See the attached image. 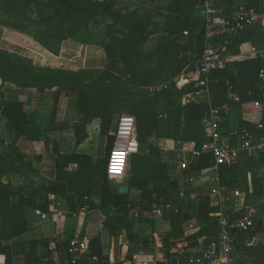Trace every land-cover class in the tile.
Instances as JSON below:
<instances>
[{
    "label": "trees",
    "instance_id": "1",
    "mask_svg": "<svg viewBox=\"0 0 264 264\" xmlns=\"http://www.w3.org/2000/svg\"><path fill=\"white\" fill-rule=\"evenodd\" d=\"M156 1L158 4L146 6L142 10L127 11L118 8L119 0L47 1L45 5L54 10V17L49 20L43 19L41 23L47 24L52 19H58V22L48 31L47 41L39 42L54 54H58L62 42L68 39L83 43L77 35L82 32L89 34L91 23L97 22L98 19L111 21L107 27L106 40L101 44L106 55L104 70L39 69L0 50V79L4 84L36 89L41 96L52 95L53 99L52 119L46 125L35 120L38 104H22L16 97H5L0 91L1 143L5 144L7 137L1 131L2 117L8 120L3 126L6 131L18 132V135L13 136L12 141L8 143L4 154L0 155V188L5 187L4 179L8 181L10 174H19L24 169L30 168V164L25 163L16 145L20 137L25 136L46 145L54 144L57 173L56 180H50V183L64 185V193L78 199L79 209H85L88 206L89 211L95 209L102 211L112 205L117 210L126 209L129 206L147 210L152 209L157 203L162 207L164 219L173 223L175 230H184L185 225L190 221H195L202 227L198 233L188 236L187 240L192 242L200 237H207L210 241L219 233L217 219L211 216L218 213L219 208L211 202L210 191L204 190L194 201L188 198L189 194L183 199L180 198L178 182L171 179L166 164L162 162L158 164L160 167L158 187L161 192L157 194L156 199L146 200L148 195L152 197V191L148 188H143L147 196L143 195L145 199L140 200H132L129 195H122L112 190L107 175V160L115 143L114 121L123 115L134 117L139 144L143 146L146 142L150 149L153 147L148 144V139L154 135L176 136L177 141L194 143L201 155L194 158L189 168L184 171L185 187L188 188L193 173L199 174L215 164L211 152H202L204 144L209 142L210 138L205 134V127L201 126L211 109L220 108L227 101L231 88L241 97V102L237 105L248 102L264 104V89L258 80L262 63L259 64L260 59L225 63L223 67L210 74L203 87L190 82L179 88L178 84L174 83L170 88L162 89L149 98L140 96L141 93L129 92L128 82L132 79L138 80L140 72L148 71L152 74L150 79L146 76V80L140 81V87L151 86L156 80L154 75L156 68L146 69L147 66L141 63L144 47L155 35V29L162 35V39L159 45L150 51V55L160 52L175 59L176 70L172 74L174 78L186 71L189 65L191 68L187 70V73L196 70L204 51L206 14L199 6L206 0ZM214 2V9L219 18L228 16L239 6L258 11L264 9V0H215ZM185 33L188 35L186 36ZM233 40L234 38L224 53L234 47ZM192 52L195 53L194 58L188 57V54L191 55ZM201 91L208 92L209 105L189 103L183 105L184 97ZM132 95H135L133 100H131ZM62 97L70 98L69 107L79 115L75 126L56 122ZM163 111L165 112L162 113ZM151 115H156L152 125L148 120ZM95 119L100 120V133L107 139V158L93 164L92 161L83 160L85 157L82 155H74L73 157L77 159L76 169L69 173L68 167H72L73 164L66 160L71 157L61 154L58 150V142L53 141L50 136L54 132H71L76 147H79L89 139L87 127ZM242 126L250 132L257 130L250 125ZM255 135L258 138L264 136V129ZM232 138L238 140L239 136ZM230 144L234 147L232 141ZM263 167L264 154L242 152L234 164L220 166L218 170L221 188L227 194L240 192L244 207H253L258 210L254 231H264V175L261 172ZM96 175L102 179L100 205L97 207L91 201V196L95 193ZM7 197L3 194L1 203ZM125 224L126 229L131 232L133 223L127 221ZM18 238V235L12 236L10 242ZM3 240L4 236L0 230V254L8 256L5 264H9L12 262L10 245L2 244ZM36 242L25 243L33 245ZM27 257L30 259V253ZM100 260H104V256ZM3 262L2 258L1 263ZM238 263L237 261L236 264Z\"/></svg>",
    "mask_w": 264,
    "mask_h": 264
},
{
    "label": "crops",
    "instance_id": "2",
    "mask_svg": "<svg viewBox=\"0 0 264 264\" xmlns=\"http://www.w3.org/2000/svg\"><path fill=\"white\" fill-rule=\"evenodd\" d=\"M36 34L37 32L32 34L18 27L0 23V50L39 69L71 71L105 69L102 67L104 54L102 47L68 39L62 42L58 54H54L39 42ZM233 43L234 47L223 54L222 67L229 62L256 61L257 59H260L259 64L262 63V59L252 52L254 48L264 49L262 28L244 29L234 38ZM187 74L182 76L181 80L184 81ZM0 91L5 97H16L22 104H38L35 120L46 125L51 122L52 95L41 96L36 89L18 88L13 84H4L1 79ZM186 100V104L209 105L210 103L207 91L189 94ZM69 103L70 98H61L56 117L57 123L73 125L78 120V113L70 109ZM155 116H149L150 125L153 124ZM263 117L264 104L262 103L248 102L242 105H231L228 111L221 114L224 141L230 143L232 141L234 147L238 148L241 144L242 132H250L242 125L256 128L257 130L253 129L254 131L251 132L257 134L264 129ZM118 118L114 121V130ZM207 119L208 117L203 122L205 134L209 136ZM260 125L262 129H259ZM100 126L99 119L93 120L87 127L89 139L79 147H76L71 132H54L50 136L53 141L58 142L59 152L71 157L66 160L73 164L72 167H68L69 173L76 169L77 159L73 157L74 155H82L85 157L83 160L92 161L93 164L107 158V139L101 135ZM233 136H239L238 140L232 138ZM8 143L6 141L2 144L0 137V155L4 154ZM148 144L153 149L140 146L139 153L130 157L127 173L123 178L109 179L114 192L121 194L120 188L126 187L128 192L122 195H129L132 200H140L145 199L143 195L147 196L143 188H148L152 191V197L148 195L146 200L156 199L157 194L161 192L158 187L160 179L158 164L162 162L166 164L171 179L177 180L180 198L183 199L189 194L188 198L194 201L206 189L211 193L215 187L214 177L219 170V168L216 169L215 164L199 174L193 173L187 188L184 180L185 170H180L175 162L176 154L182 152L190 166L194 159L192 153L197 151L194 143L177 141L176 136L154 135L149 137ZM16 145L25 163L30 164V168L24 169L19 174H10L8 181L4 179L5 187L0 188V230L4 236L2 244L10 245L12 262L9 264H63L66 260V242L75 235L85 239L88 245L87 253L80 257L78 264H122L123 261H130L132 264H170L169 260L174 255L172 248L175 243L183 239L187 240L189 231L196 228L202 229L195 221H190L185 225L184 230H175L173 223L166 221L163 216L159 218L153 214L155 209L162 210L157 203L152 209L147 210L134 206L117 210L112 205L102 211L79 209L78 199L66 195L64 185L50 183V180H56L57 173L54 144L46 145L22 136ZM261 172L264 175V167ZM248 177L250 179L251 176ZM94 184L95 193L91 196V201L97 207L100 205L99 194L102 187V179L98 175L95 177ZM3 194L8 197L1 203ZM228 194L231 195L232 203L244 202L238 192ZM214 215L211 216L214 217ZM127 221L133 223L131 232L125 227ZM254 230L237 244L236 262L238 261V264H264L262 240L264 232ZM124 234H127L129 238L126 243L123 242ZM15 235L19 238L10 242V238ZM201 240L209 242L207 237H200L192 242L187 241L196 245ZM30 241L37 242L33 245L25 243ZM29 253L30 259L27 257ZM101 255L104 256V260H100ZM2 258L7 262L8 256L0 254V261ZM187 260V257L177 256L172 264H187Z\"/></svg>",
    "mask_w": 264,
    "mask_h": 264
},
{
    "label": "built area",
    "instance_id": "3",
    "mask_svg": "<svg viewBox=\"0 0 264 264\" xmlns=\"http://www.w3.org/2000/svg\"><path fill=\"white\" fill-rule=\"evenodd\" d=\"M215 0H206L200 5L205 12L204 24V51L195 71L189 72L184 81L195 82L197 86H205L212 72L222 67L223 54L235 38L246 28L260 27L264 34V9L255 10L239 6L226 17L219 18L214 9ZM187 36L188 33H185ZM262 59V66L258 72V80L264 89V49H253ZM183 81V80H181ZM180 81V82H181ZM241 102L240 95L232 88L229 90L227 101L220 108L211 109L208 116V129L210 141L204 144L202 152H211L214 156L215 167L232 165L239 154L249 152L264 154V136L258 138L254 133L243 131L241 144L238 148L224 141L221 125V112L229 110L233 104ZM262 129V125L259 126ZM137 124L134 117L120 116L115 128L114 147L107 160V175L110 180L123 178L128 169L130 157L139 153ZM201 155L200 151H194L192 157ZM175 162L180 170L189 168V161L184 153L179 152L175 156ZM215 187L210 193V200L219 212L215 213L219 226L217 238L208 243L199 241L192 245L186 239L176 242L172 248V254L188 258L189 264H236V247L240 240L247 236L255 227L256 211L251 207H244V202L234 204L231 195L227 194L220 186L218 174L214 177ZM238 191H235L236 193ZM240 194V192H238ZM241 195V194H240ZM242 198V196H241ZM89 210L87 206L85 208ZM153 214L162 218L161 209H155ZM88 245L85 239L75 235L67 240L65 264H78L82 255L87 253ZM122 264H132L123 261Z\"/></svg>",
    "mask_w": 264,
    "mask_h": 264
},
{
    "label": "rangeland",
    "instance_id": "4",
    "mask_svg": "<svg viewBox=\"0 0 264 264\" xmlns=\"http://www.w3.org/2000/svg\"><path fill=\"white\" fill-rule=\"evenodd\" d=\"M48 0H0V23L8 26L18 27L23 29L29 33L37 32L36 36L38 40L47 41L48 31L52 29L58 19H52L45 23H41L43 19L49 20L54 17V10L45 4H47ZM168 1V0H162ZM158 1L156 0H119L118 8L122 11H127L129 9H139L142 10L146 6L156 5ZM111 21L107 19H98L97 22H93L90 25V33L86 34V32L79 33L77 35L78 39H81L83 43L86 45L92 46H100L106 40V31L108 24ZM37 29V30H36ZM162 35L155 29V35L150 39L149 43L144 47V55L141 58V63L146 65V69L148 68H156L155 82L151 86H143L140 87V81L146 80L147 78H151L152 74H149L148 71L140 72L138 76V80L132 79L128 82L129 92L140 94V96L151 97L155 93H159L162 89L170 88L174 83H180L182 76L187 74V71L183 72L180 76L176 78L172 77L173 72L176 70L175 59L169 58L164 53H157L156 55L151 54L152 51L159 43L161 42ZM193 54V55H192ZM185 55V53L183 54ZM182 55V56H183ZM195 53L188 54V57L194 58ZM180 56V58L182 57ZM105 51L103 54V62L102 67L105 68ZM140 63V64H141ZM191 66H187L186 70H190ZM147 76V78H146ZM182 87V85L180 86ZM143 92V93H142ZM135 98V95L131 96V100ZM71 109V108H70ZM163 109H161L162 111ZM163 111L162 113H164ZM173 118V116H172ZM171 118V120H172ZM79 119V117H78ZM156 117L154 118L153 123L155 122ZM8 120L4 117L1 118L2 132L6 137L7 142H11L13 136H17V131H9L5 130V124ZM78 120L73 124H69L70 126H75ZM205 126V123L202 122V128ZM149 127V126H148ZM172 134V133H170ZM72 136V135H71ZM144 148H147L146 142L143 143ZM264 201V200H263ZM258 213V210H256ZM264 231H262L263 233ZM262 240L264 242V235L262 236ZM1 264V261H0Z\"/></svg>",
    "mask_w": 264,
    "mask_h": 264
},
{
    "label": "water",
    "instance_id": "5",
    "mask_svg": "<svg viewBox=\"0 0 264 264\" xmlns=\"http://www.w3.org/2000/svg\"><path fill=\"white\" fill-rule=\"evenodd\" d=\"M188 83V81H181L180 83H178V87H180L181 85L183 86V85H185V84H187ZM186 102H187V100H186V97H184L183 98V105H185L186 104ZM128 192V188H126V187H122V188H120V193L121 194H126ZM200 230V228H196V229H193V230H191V231H189L188 232V236L189 235H192V234H195V233H197L198 231ZM128 235L127 234H124V236H123V242L124 243H126V242H128ZM177 258V256H175V255H172L171 257H170V260H169V262H170V264H172L174 261H175V259ZM5 263V260H4V262H3V264Z\"/></svg>",
    "mask_w": 264,
    "mask_h": 264
}]
</instances>
